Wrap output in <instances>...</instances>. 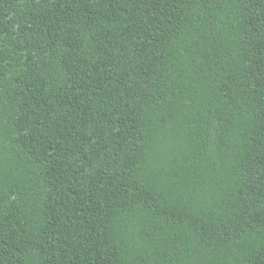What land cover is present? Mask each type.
Wrapping results in <instances>:
<instances>
[{"label": "trees", "instance_id": "16d2710c", "mask_svg": "<svg viewBox=\"0 0 264 264\" xmlns=\"http://www.w3.org/2000/svg\"><path fill=\"white\" fill-rule=\"evenodd\" d=\"M0 264H264V0H0Z\"/></svg>", "mask_w": 264, "mask_h": 264}]
</instances>
